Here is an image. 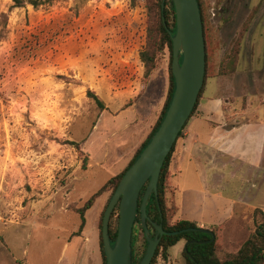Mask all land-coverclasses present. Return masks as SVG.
I'll use <instances>...</instances> for the list:
<instances>
[{
    "label": "rangeland",
    "instance_id": "obj_1",
    "mask_svg": "<svg viewBox=\"0 0 264 264\" xmlns=\"http://www.w3.org/2000/svg\"><path fill=\"white\" fill-rule=\"evenodd\" d=\"M200 1L211 55L208 96L223 97L234 125L264 128V0ZM50 2L13 9L10 0H0V25L6 24L3 32L0 26V257L20 264H100L94 241L111 191L84 214L82 233L75 210L128 167L152 114L150 108L133 113V106L147 90L156 103L167 83L154 79L159 69L133 100L141 71L136 54L148 28L146 0L133 6L131 0ZM234 53L230 71L227 56ZM168 59L165 50L159 58L165 78ZM254 140L259 152L260 136ZM247 167L236 157L232 176L228 168V178L215 185L200 181L185 161L176 181L179 217L225 221V250H237L253 233L254 209L264 212V149ZM136 237L142 248L140 230ZM169 254L172 264H185L182 254L176 260L175 250Z\"/></svg>",
    "mask_w": 264,
    "mask_h": 264
},
{
    "label": "trees",
    "instance_id": "obj_2",
    "mask_svg": "<svg viewBox=\"0 0 264 264\" xmlns=\"http://www.w3.org/2000/svg\"><path fill=\"white\" fill-rule=\"evenodd\" d=\"M10 2L12 3L11 7L13 9H21L26 6H30L33 9H38L39 7L51 3L50 0H10ZM133 2L134 0H131L132 6H133ZM161 2L162 0H146V9L149 14L148 28H147L145 45L139 53V59L144 69L143 76L141 78V92H142L146 84L148 83L150 76L159 67V58L161 57V55L165 50L168 51L169 54L168 69H167L168 91L166 95V100L157 117L154 126L152 127L146 139L142 142L140 147L135 152L128 167L125 168L119 175L106 182L94 195H92L84 203V205L80 209L75 210L76 214L79 215L81 219L79 232H81L85 226L84 214L92 208L96 199H98L102 194L110 190L111 192L107 200L106 206L108 205L123 175L128 170V168L134 163V161L137 159V157L145 148V146L149 143L151 137L160 126V123L162 122L165 113L168 109V106L170 104L174 91L173 77L171 74V62H172L171 36L175 32V15H174L172 0H165V9L163 13L161 10ZM197 2L203 23V35L205 40V52H206V59H205L206 66H205L204 84L198 95L197 102L194 106V109L189 119L195 114L198 105L202 101L205 92L206 82L210 77L209 60L211 55L209 52V45H208L209 38H208V33L206 34L207 29H206V21L204 19V14H203L202 2L200 0H197ZM162 18H164V22ZM0 26H1V32L5 31L6 24L2 23ZM227 58L228 61L226 63V67L230 69V71H233L236 60L235 53L233 55L229 54ZM90 97L93 98L96 105L100 109L104 110L103 103L96 96L91 95ZM226 111L227 110H225V112ZM188 121L186 122L183 129L179 133L170 153L166 157V160L164 162L158 180L157 195L156 196L152 195L147 204L146 213L148 216L147 225L149 229H152V231L155 232L153 228V224H156V225H160L166 233H178L174 236L166 235L161 238L151 264H156L159 259L163 263H166L169 257V250L173 248L175 245H177L179 242H185L186 244H188L182 252V257L185 261V264H264V212L261 209L253 210L252 217H253L254 231L247 237V239L242 243V245L237 250H225L223 246V232H224L225 223H222L221 225L211 230L214 236L213 242L203 244V242L210 241L212 237L206 233L199 231L198 229L200 228H198V226L194 222L177 218L178 208L175 204L176 187L174 186L173 183V174L170 170V165H171V158L174 153L177 141L182 137L183 131ZM145 188L146 187H144L140 193V197L138 201L139 202L138 209ZM103 213L100 216V222L98 224V245H99V252H100L102 264H106V259L103 250V242L101 239V223H102ZM115 214L117 216H116V221L114 222L113 219ZM118 220H119V213H118V206H116L115 210L111 215L109 228H108L109 237L112 242L115 240L117 236ZM190 229H195V231H188ZM137 230H140L141 232V236L143 240L142 248L140 246H137V242H138V238L136 237ZM146 248H147V242L141 226L140 212L138 210L134 221L133 233H132V264H138L140 262V260L142 259L145 253Z\"/></svg>",
    "mask_w": 264,
    "mask_h": 264
},
{
    "label": "water",
    "instance_id": "obj_3",
    "mask_svg": "<svg viewBox=\"0 0 264 264\" xmlns=\"http://www.w3.org/2000/svg\"><path fill=\"white\" fill-rule=\"evenodd\" d=\"M172 4L175 15V32L171 36L173 95L160 126L125 172L104 210L101 239L106 264H132V233L138 210L147 242L145 253L138 264H151L161 238L178 234L166 233L160 225L153 224L155 233L151 235L147 225L146 208L150 197L157 195L158 180L166 157L189 120L203 87L206 52L203 23L197 0H172ZM164 9L165 0H162V13ZM162 20L164 22V18ZM144 187L146 188L138 209L140 193ZM116 206H118L119 220L117 236L112 242L108 228ZM198 230L212 237L203 244L213 242L214 236L211 231L202 228ZM187 245L185 244V248Z\"/></svg>",
    "mask_w": 264,
    "mask_h": 264
},
{
    "label": "crops",
    "instance_id": "obj_4",
    "mask_svg": "<svg viewBox=\"0 0 264 264\" xmlns=\"http://www.w3.org/2000/svg\"><path fill=\"white\" fill-rule=\"evenodd\" d=\"M139 53L140 51H138V53L136 54L137 62L139 63V67L141 69V71L139 72V88L137 91L134 90L133 100L138 99L140 96H142L145 93L146 88L145 86L144 90L141 92V78L143 76L144 69L139 59ZM159 69L160 72L158 76L154 77V79L157 78V81L159 83L163 82L164 84V82H166L168 91V75L167 78H165L160 65L156 71H158ZM156 71H154L150 76L148 82L154 80L151 78ZM167 91H164L161 85L158 89V98L155 99L157 101L156 103H154V100H150L152 99V95H150V93L147 94V90L145 96L142 97L141 100L139 98L135 106H133V113L135 112L134 110L137 109L138 113L142 114L144 112V109L146 111L148 108H150L149 112L150 114H153L149 115V120L147 119V117H145L148 122V124L146 125L147 128L146 130L140 132V135H144L145 139L151 131L150 126L152 125V121L154 119L157 120L156 116L158 117L164 105ZM226 105L227 103L219 94L208 96L207 91L205 90L203 99L198 105L195 114L189 119L187 125L185 126L183 135L177 141L174 153L171 158L170 170L173 174L174 186L176 187L175 204L178 208L177 218L194 222L197 226L200 224L199 226H202V229H207L210 224L204 223L205 221H203L202 219L197 221L188 220L184 216L183 218L179 217L178 215L181 207H179L177 204V193L179 191V187L176 181L182 175L181 168L184 162L187 161L191 163L194 171L196 172L197 178L200 179V181L204 180V182L207 184L214 183L215 185H220L222 184L223 179L228 178V168L231 169L230 175L232 176V171L234 170V159L236 157H240L241 161L248 166L247 170H249L250 162L255 163L258 159L259 154L264 149V128L259 126L256 129H251V123L234 125V115L231 113H227V111L225 112ZM158 110L160 111L158 112ZM257 136H260V139L262 141V149L260 148L261 150L259 152H255L256 145L254 139H256ZM248 175L249 172L245 173L246 182L248 185L252 186L253 184H251V180ZM207 193L208 191H205V195L209 196ZM190 199H192L191 194H189L187 197H184L183 211L185 210V207H188L187 201H190ZM212 223L210 226L213 227L210 229V231L215 227L221 225L222 223H225V221H218L213 224ZM81 233L79 234V236L81 235ZM70 241L68 240V247L70 245ZM89 243H92L91 240L89 241ZM94 243L97 244L99 252L97 230ZM185 244V242H179L169 250V252L175 250L174 260H176L177 255L181 256L185 248ZM88 250L89 249L87 248V251ZM24 255H26V253H24ZM0 264H20V262L15 260L14 258L10 261L0 257ZM100 264H102L101 256ZM163 264H172V258L170 254L167 262Z\"/></svg>",
    "mask_w": 264,
    "mask_h": 264
}]
</instances>
